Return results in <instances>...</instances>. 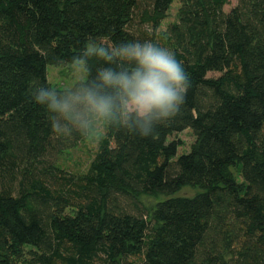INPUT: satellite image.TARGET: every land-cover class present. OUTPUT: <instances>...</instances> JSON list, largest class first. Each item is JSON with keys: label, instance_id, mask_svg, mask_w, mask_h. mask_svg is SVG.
Here are the masks:
<instances>
[{"label": "trees", "instance_id": "1", "mask_svg": "<svg viewBox=\"0 0 264 264\" xmlns=\"http://www.w3.org/2000/svg\"><path fill=\"white\" fill-rule=\"evenodd\" d=\"M173 2L0 0V264H264V0H179L161 28ZM148 40L188 77L179 113L147 137L105 128L86 170L64 167L89 137H58L32 99L64 89L48 65Z\"/></svg>", "mask_w": 264, "mask_h": 264}, {"label": "clouds", "instance_id": "2", "mask_svg": "<svg viewBox=\"0 0 264 264\" xmlns=\"http://www.w3.org/2000/svg\"><path fill=\"white\" fill-rule=\"evenodd\" d=\"M96 57L105 62L94 76L80 78L62 91L36 87L32 99L49 112L58 137L98 135L115 127L147 137L175 117L189 86L174 53L152 41L119 42L111 47L92 43L73 56L77 72L88 70Z\"/></svg>", "mask_w": 264, "mask_h": 264}, {"label": "rangeland", "instance_id": "3", "mask_svg": "<svg viewBox=\"0 0 264 264\" xmlns=\"http://www.w3.org/2000/svg\"><path fill=\"white\" fill-rule=\"evenodd\" d=\"M237 0H229L224 6L225 11H229L235 4ZM179 7V0H174L171 8L168 12L167 18L163 21L161 28H166V25L176 19V12ZM48 79L54 85L62 88H66L71 84L76 83L80 78L85 79L86 72H77L72 63H62L60 65H48ZM213 74V73H210ZM218 74V73H215ZM104 132V129L98 135L93 138L89 137L80 143L76 147L69 150L68 153H62L58 156L57 161L62 162L64 167H67L71 171H84L88 167L90 160L92 159L94 152L97 148L98 136ZM170 139H180L183 144L180 148L182 151H189L190 145L195 140V135L189 129L182 132L175 133L170 136ZM188 149V150H187ZM182 151L180 153H182ZM182 193L191 195L194 193L190 188H186Z\"/></svg>", "mask_w": 264, "mask_h": 264}]
</instances>
